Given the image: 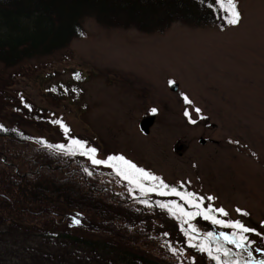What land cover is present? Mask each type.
Segmentation results:
<instances>
[{
  "label": "rangeland",
  "instance_id": "374dc122",
  "mask_svg": "<svg viewBox=\"0 0 264 264\" xmlns=\"http://www.w3.org/2000/svg\"><path fill=\"white\" fill-rule=\"evenodd\" d=\"M238 6L240 23L224 29L174 22L147 34L88 18L86 35L67 48L12 68L0 64V123L67 145L51 123L62 119L68 135L97 148L98 158L122 154L169 185L215 197L204 206L224 207L229 216L220 218L264 233V0ZM153 114L144 134L140 122ZM199 217L200 230L233 231ZM248 235L253 256L264 259L254 251L264 238Z\"/></svg>",
  "mask_w": 264,
  "mask_h": 264
},
{
  "label": "trees",
  "instance_id": "16d2710c",
  "mask_svg": "<svg viewBox=\"0 0 264 264\" xmlns=\"http://www.w3.org/2000/svg\"><path fill=\"white\" fill-rule=\"evenodd\" d=\"M224 16L215 0H0V64L67 48L88 18L154 34L174 22L224 29ZM0 125V264H215L188 246L179 215L158 206L174 200L194 211L180 197L141 194L110 167L48 148L19 123ZM200 220L190 221L193 243L209 232Z\"/></svg>",
  "mask_w": 264,
  "mask_h": 264
},
{
  "label": "snow or ice",
  "instance_id": "6c2138e0",
  "mask_svg": "<svg viewBox=\"0 0 264 264\" xmlns=\"http://www.w3.org/2000/svg\"><path fill=\"white\" fill-rule=\"evenodd\" d=\"M215 3L219 5L220 10L225 13L224 19L227 24L238 25L240 23L242 14L239 10L238 0H215ZM75 76L77 79H80L79 73H76ZM174 83V81H169V84ZM73 91H75V89H73ZM183 100L188 105L193 103L187 95L183 96ZM21 102L24 103L23 98ZM25 107L31 110V105L25 103ZM151 111L155 112L156 109L153 108ZM193 111L197 117L203 118L202 109L196 107ZM184 116L188 118L189 123H197V120L193 118V115L187 109L184 111ZM51 123L59 125L65 135L68 136L69 143L67 145L49 144L47 141L41 140L40 142L46 147L66 152L69 155H75L79 152V154L86 156L91 161L92 165H104L114 169L117 175L127 179L139 189L141 194L157 193L161 196L175 195L180 197L185 204L195 209V211H187L183 205L178 204L174 200L169 203L158 202V206L161 209H167L168 212L174 216L179 215L183 222L188 225V230H184L183 228L181 230L187 238L189 247L197 248L200 252L206 253L209 259L213 260L215 264H264V259H256L253 256V249L251 246L255 241L251 240L248 235L252 233L257 237L264 238V233L258 232L256 228L247 226L242 220L220 218L229 216V212L224 207H214L211 203L206 207L204 206L205 200L212 201L215 197H204L195 192L179 191L177 187L165 183L161 177L152 172L138 167L136 163L122 154L109 155L104 159L98 158L97 148L87 147L86 141L68 135L71 129L62 119H53ZM6 130L7 129H5L3 125H0V131ZM85 171L88 172V169H85ZM89 174L91 173L89 172ZM180 187H183V184H181ZM141 202L148 204L147 200ZM236 212L241 215H248L247 212L240 208H237ZM196 216H203L205 220H211L213 224L232 229L233 231L219 233L207 232L200 242L193 243V241L199 239L198 235H194L198 233V229L195 225L190 223ZM72 222L73 224H79L80 220L73 217ZM226 245H232L239 251L234 252L233 247H226ZM170 251L176 254L177 249L170 248ZM254 251L264 254V248L256 247ZM242 254H246V257Z\"/></svg>",
  "mask_w": 264,
  "mask_h": 264
},
{
  "label": "water",
  "instance_id": "95a60500",
  "mask_svg": "<svg viewBox=\"0 0 264 264\" xmlns=\"http://www.w3.org/2000/svg\"><path fill=\"white\" fill-rule=\"evenodd\" d=\"M169 87H170V89L172 91H177L179 85H178L177 82H175L174 84H169ZM155 120H156V115L155 114L147 116L144 119H142V121L140 122V128H141V130H142V132L144 134H149L150 133L151 126L153 125ZM201 142L205 143V139L202 138Z\"/></svg>",
  "mask_w": 264,
  "mask_h": 264
}]
</instances>
